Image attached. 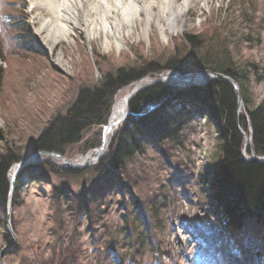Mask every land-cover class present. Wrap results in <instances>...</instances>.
Masks as SVG:
<instances>
[{"label":"rangeland","instance_id":"1","mask_svg":"<svg viewBox=\"0 0 264 264\" xmlns=\"http://www.w3.org/2000/svg\"><path fill=\"white\" fill-rule=\"evenodd\" d=\"M29 2H3L2 11L9 14L7 24L10 18L11 23L22 22L37 51L22 54L14 48L13 52L5 51L6 61L0 62V156L8 148L22 155L32 152L50 124L68 114L82 87L101 84L107 73L120 68L129 69L151 61L166 64L173 57L183 55L186 49L192 50L187 36L201 32L209 41L211 32H221L232 44V58L242 69V78L237 82L247 98L245 102L242 96L237 121L241 122L246 109L264 107V78L255 69L264 65V0H194L188 12L174 18L182 29L174 31L166 41L155 19L149 36H143L145 21L142 19L129 34L127 28L124 29L125 47L120 52L105 51L103 35L88 42L86 34L76 30L75 42H61L53 53H48L38 43L35 30L39 23ZM40 11L46 13L44 8ZM166 23L164 21L163 25ZM12 36L16 38L13 32ZM4 41L12 45V41L8 43L6 38ZM193 50L197 51L194 59L208 51L205 48ZM61 52L63 57L59 63L58 53ZM173 71L180 72L166 69L123 87L114 96L112 108L116 97L132 92L139 81L159 79ZM143 81L141 85L150 84ZM167 83L186 87L182 82L164 84ZM184 102L189 104L173 102L174 114L197 108V104ZM205 112H199L185 129H179L174 141H163L161 146L166 145L165 148L157 150L149 145L130 160L127 171H116L131 192L110 183L105 168H99L108 158L118 127L124 122L115 129L107 154L98 162L72 169L61 159L41 156L42 162L34 160L36 166L26 174H22L21 169L15 179L10 212L9 198L4 208L0 203L1 262L208 264L206 242L198 236L195 227L200 224L215 228L217 258L223 256L220 264H231L225 255L228 250L240 256L242 264H264V222L249 219L242 231L225 224V217L203 182L221 156L217 122ZM102 128L93 126L60 156L76 163L91 150L98 149L102 143ZM240 128L238 131L244 137L240 152L244 160L250 162V145L243 135L251 138L250 129L246 131L241 125ZM95 141H100L98 146L85 149L86 144ZM11 169L8 172L9 197ZM80 192L86 194L85 204L83 200L72 202L73 195ZM139 212L146 218L140 217ZM12 243L14 246L8 249Z\"/></svg>","mask_w":264,"mask_h":264},{"label":"trees","instance_id":"2","mask_svg":"<svg viewBox=\"0 0 264 264\" xmlns=\"http://www.w3.org/2000/svg\"><path fill=\"white\" fill-rule=\"evenodd\" d=\"M3 2L4 0H0V61H6L5 51L13 52L14 48L22 54L36 53L37 50L31 44L23 23L20 21L11 23L12 18H10V24H7V20H9L7 15L9 14L2 11ZM12 32L16 38L12 36ZM187 37L193 49L205 48L208 51L199 54L197 59H194L197 51L186 49L183 55L175 56L170 62L163 65L151 61V63L129 67V69L120 68L113 73H107L101 84L92 88L82 87L79 90L76 101L68 114L65 117L57 118L50 124L40 139L36 141L32 152L22 155L8 148L5 154L0 156V203L2 208L8 201L10 188L8 172L11 166L26 159L35 151L64 154L66 148L77 143L90 128L105 126L111 113L113 98L123 87L166 69H177L181 73L210 69L214 72L224 73L237 81L242 78V69L232 58V44L226 41L221 32L215 30L211 32L210 41L206 40V36L202 32ZM5 38L8 43L12 41V45L6 44ZM195 60L198 62L197 64H195ZM255 69L257 74L264 78V65L255 67ZM0 76H2L1 67ZM1 83L3 82L1 81ZM174 89L175 85L168 83L150 87L139 93L130 102V109L139 113L146 106L154 105L166 96L174 94ZM177 95L184 98V101L197 104V108H193L188 113H185L186 110H184V112L171 114L166 112V107L171 105L172 101V99H168L154 113L142 117L134 124L126 122L119 127L108 158L99 165V168H105L108 174L107 180L117 184L123 191L131 192L126 188L124 179L117 176L116 171H127L130 160L136 154L142 153L149 145L157 150L165 148V144V146H161L163 141L167 142L170 139L174 141L179 129H185L189 121H194L199 112L207 111L205 113L215 119L218 125V146L221 156L218 161L214 162L212 172L205 177L203 182L210 189L215 205L226 216L229 226L242 231L249 219L263 223L264 164L244 160L240 152L243 148L244 137L239 133L238 126L241 125L246 131L248 128L250 129L253 150L258 156H264V107L246 109V115H242L241 122H238L236 91L232 84L221 79L211 80L203 87L192 86L189 89L180 90ZM243 97L246 102L245 94ZM184 101H180L184 106L189 104ZM99 142L86 144L85 149L95 148ZM80 193L73 195L72 202L78 203L83 200L85 204L86 194ZM132 195L135 197L134 194ZM139 215L143 219L146 218V215L141 212ZM195 227L199 231L198 235L203 237L208 244V264L223 262V256L220 259L217 258V242L214 241L217 239L215 228L200 224ZM219 232L223 234L221 230ZM225 255L231 264H241L243 261L240 256L234 255L230 250L226 251Z\"/></svg>","mask_w":264,"mask_h":264},{"label":"bare ground","instance_id":"3","mask_svg":"<svg viewBox=\"0 0 264 264\" xmlns=\"http://www.w3.org/2000/svg\"><path fill=\"white\" fill-rule=\"evenodd\" d=\"M29 1L30 8L35 12L34 18L39 23L38 28L35 30L38 43H40L41 47L48 53H53L61 42L67 44L74 43L76 30L84 32L88 42L103 35V46L105 51L115 49L120 52L125 47L124 29L127 28L126 33L129 34L132 29L136 27V23L142 19L145 21L141 32L143 36L146 38L149 36L152 22L155 19L159 33L162 39L166 41L174 31H177L178 28L182 29V26H178L174 18L188 12L194 0H181L180 3H177L179 0ZM42 8L45 9L46 13L40 11ZM143 16L144 18H142ZM164 21L167 22L166 25H163ZM62 57V52L58 53L59 63L62 61ZM173 78L174 77H165L163 80H165V82H178L173 81ZM206 78V75L199 76L196 78V81L201 84L206 81ZM145 81L146 83H151L152 79L146 78ZM181 82L184 83L183 80L179 81V83ZM141 83L136 84L133 89L139 88ZM197 87H203V85H198ZM130 94L131 91L120 97H116L112 112L109 116V122L111 124H114L118 119H122L130 109ZM172 95L173 96L169 98L172 99L170 103L172 105H174V101L182 102L185 100L177 94ZM115 129L116 125H113L111 130L106 134L103 148L91 150L75 164H78L79 166L85 165L86 163L93 164L94 159L99 154L105 155L109 150L111 135L114 133ZM16 170L17 167L14 166L11 169L10 176L14 175ZM175 177L177 178V174H175Z\"/></svg>","mask_w":264,"mask_h":264},{"label":"water","instance_id":"4","mask_svg":"<svg viewBox=\"0 0 264 264\" xmlns=\"http://www.w3.org/2000/svg\"><path fill=\"white\" fill-rule=\"evenodd\" d=\"M206 75L207 78L205 79L206 81L204 83H199L196 81V78L197 77H201V76H204ZM165 77H174L173 78V81H181L183 80L184 83L186 84L185 86L186 87H183V86H180V85H177L174 89V92H177L183 88H189L193 85H206L209 81H211L212 79H215V78H218V79H224V80H227L229 81L233 86L234 88L237 90V93H238V109H240L242 103H243V97H242V93H241V89H240V85L239 83L234 80L232 77L224 74V73H220V72H213L211 70H201V71H194V72H191V73H187V74H182L178 71H173V72H170L166 75H163L161 78L159 79H152L151 83L150 84H144V85H141L139 88L137 89H134L131 94H130V99L129 101H131L133 98H135L137 96V94H139L140 92L158 84V83H162V82H165V80H163V78ZM143 80L139 81L138 83H141ZM173 95H169V96H166L165 98L159 100L156 104L154 105H148L145 107V109H143L141 112L139 113H136V112H133L131 111L130 109L127 111L126 115L122 118V119H118L114 124H111L109 121H108V124L106 126L103 127V130H102V143H101V146L99 148H103L104 146V143H105V137H106V134L111 130L112 126L113 125H116V127L119 126V124H121L122 122H124L126 120V118L129 117V120L130 122H136L139 118H142L152 112H154L157 108H159L162 103L167 100L168 98L172 97ZM238 111V110H237ZM239 122V121H238ZM238 130L241 131V128L240 126H238ZM243 135L245 136L246 140H247V144L250 145V150H251V153H252V158L251 160L252 161H257L261 164H264V156H258L256 154V152L253 150V147H252V140L250 137H248L245 133H243ZM41 155H48L50 157H54V158H58V159H61L65 162V164L67 166H69L70 168L72 169H82L83 167H86L88 166L90 163H86L85 165H82V166H79L78 164H75L73 162H71L70 160L60 156L59 154H56V153H51V152H35L34 154H32L31 156L27 157L25 160H23L21 163L17 164L16 167H17V170L16 172L14 173V175H12V179H11V189H10V197H9V203H8V212H10L11 210V205H12V196H13V193H14V183H15V179H16V176H17V173L23 168V167H26L28 164L32 163L34 160H37V159H40L39 162H42V159L40 158ZM105 155L103 154H99L95 159H94V162H98V160H100V158L104 157ZM8 227H9V230L11 231V225H10V222H8ZM14 246V243H12L11 246L8 247V249L10 247H13ZM3 255V252L0 253V264H3L1 262V257Z\"/></svg>","mask_w":264,"mask_h":264}]
</instances>
